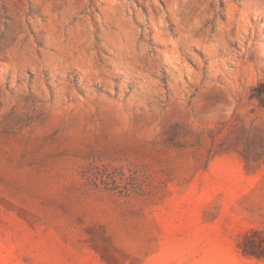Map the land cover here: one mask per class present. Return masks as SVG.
Segmentation results:
<instances>
[{"label": "rangeland", "instance_id": "374dc122", "mask_svg": "<svg viewBox=\"0 0 264 264\" xmlns=\"http://www.w3.org/2000/svg\"><path fill=\"white\" fill-rule=\"evenodd\" d=\"M264 0H0V264H264Z\"/></svg>", "mask_w": 264, "mask_h": 264}, {"label": "trees", "instance_id": "16d2710c", "mask_svg": "<svg viewBox=\"0 0 264 264\" xmlns=\"http://www.w3.org/2000/svg\"><path fill=\"white\" fill-rule=\"evenodd\" d=\"M242 251L245 255L264 257V241H258L247 236L242 245Z\"/></svg>", "mask_w": 264, "mask_h": 264}]
</instances>
